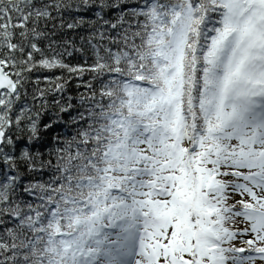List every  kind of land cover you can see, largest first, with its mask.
<instances>
[{"label": "snow or ice", "instance_id": "1", "mask_svg": "<svg viewBox=\"0 0 264 264\" xmlns=\"http://www.w3.org/2000/svg\"><path fill=\"white\" fill-rule=\"evenodd\" d=\"M0 264H264V0H0Z\"/></svg>", "mask_w": 264, "mask_h": 264}]
</instances>
